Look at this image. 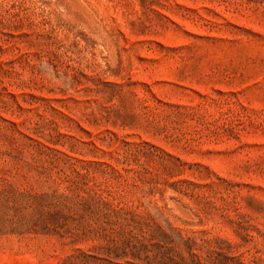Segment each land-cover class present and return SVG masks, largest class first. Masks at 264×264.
<instances>
[{"label":"rangeland","instance_id":"obj_1","mask_svg":"<svg viewBox=\"0 0 264 264\" xmlns=\"http://www.w3.org/2000/svg\"><path fill=\"white\" fill-rule=\"evenodd\" d=\"M0 264H264V0H0Z\"/></svg>","mask_w":264,"mask_h":264}]
</instances>
